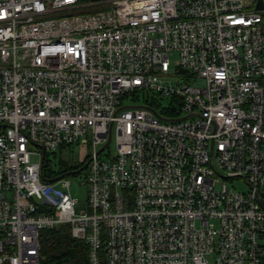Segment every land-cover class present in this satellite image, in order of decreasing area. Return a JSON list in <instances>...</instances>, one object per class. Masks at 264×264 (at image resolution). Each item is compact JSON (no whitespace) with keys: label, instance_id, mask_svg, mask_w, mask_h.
<instances>
[{"label":"built area","instance_id":"obj_1","mask_svg":"<svg viewBox=\"0 0 264 264\" xmlns=\"http://www.w3.org/2000/svg\"><path fill=\"white\" fill-rule=\"evenodd\" d=\"M87 135L82 201L41 167ZM261 190L264 0H0V264L63 222L88 264H264Z\"/></svg>","mask_w":264,"mask_h":264},{"label":"trees","instance_id":"obj_2","mask_svg":"<svg viewBox=\"0 0 264 264\" xmlns=\"http://www.w3.org/2000/svg\"><path fill=\"white\" fill-rule=\"evenodd\" d=\"M138 91L131 92L135 95ZM138 101H146L142 94L134 97ZM47 155H44L41 176L43 180H49L60 174H66L71 169L86 168L88 158L76 165L66 166L60 171H52L45 168ZM70 223L63 222L50 228H44L40 232V249L37 264H88V244L80 238L71 235ZM101 264L104 258L101 256Z\"/></svg>","mask_w":264,"mask_h":264},{"label":"rangeland","instance_id":"obj_3","mask_svg":"<svg viewBox=\"0 0 264 264\" xmlns=\"http://www.w3.org/2000/svg\"><path fill=\"white\" fill-rule=\"evenodd\" d=\"M202 80L198 79L197 81L191 82L195 84H201ZM141 93H135V95L128 94L122 99V104H138L134 97H138ZM158 109L163 111L162 108H170V98L163 97L162 99H157ZM165 112V110H164ZM87 142H75L70 145H66L60 149L55 151L46 150L47 160L45 161V168L50 169L52 171H60L66 166H72L76 164H80L84 162L87 158H89L92 154V145L90 143V135H87ZM32 148L37 149L36 146H32ZM107 150L110 151L111 154L115 151V143L114 137H112L110 143L103 149L102 155L107 153ZM32 160L36 159L35 155L31 156ZM80 172L68 174V179L70 180V192L73 197L79 198L82 201L86 198L87 187L85 184L79 183ZM226 182L229 186H232L234 189L239 191H247L249 189V185L244 181L242 177H232L226 178ZM264 193L263 190L260 191Z\"/></svg>","mask_w":264,"mask_h":264},{"label":"water","instance_id":"obj_4","mask_svg":"<svg viewBox=\"0 0 264 264\" xmlns=\"http://www.w3.org/2000/svg\"><path fill=\"white\" fill-rule=\"evenodd\" d=\"M134 106H141V105H135V104H126V105H123L121 108H125V107H134ZM109 139L110 137H108V140L106 141L105 144H107L109 142ZM43 150V148H42ZM87 164V162L85 163V165ZM77 170L73 171V172H77ZM60 177V175H57V176H54L52 177L51 179L49 180H54L56 178ZM255 197H256V200L259 202V204L264 208V197L260 196L257 192H255Z\"/></svg>","mask_w":264,"mask_h":264}]
</instances>
